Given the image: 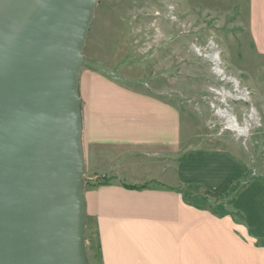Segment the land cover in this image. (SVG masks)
Listing matches in <instances>:
<instances>
[{"label":"crops","instance_id":"0c3cea01","mask_svg":"<svg viewBox=\"0 0 264 264\" xmlns=\"http://www.w3.org/2000/svg\"><path fill=\"white\" fill-rule=\"evenodd\" d=\"M244 12L254 49L264 56V0H244ZM79 93L86 169L93 181L103 180L84 195L86 222L96 230V264H264L262 192L250 186L237 201L242 233L230 217L190 206L177 190H221L237 177L233 157L181 155L179 113L160 98L97 76L83 86L80 79ZM173 154L179 156L174 168Z\"/></svg>","mask_w":264,"mask_h":264},{"label":"rangeland","instance_id":"374dc122","mask_svg":"<svg viewBox=\"0 0 264 264\" xmlns=\"http://www.w3.org/2000/svg\"><path fill=\"white\" fill-rule=\"evenodd\" d=\"M244 14V0H96L80 73L82 86L97 76L175 107L181 155L233 157L237 177L222 194L209 196L198 186L177 190L190 206L230 217L240 232L246 228L239 197L250 186L264 195V56L254 49ZM218 110L238 126L253 110L246 136L232 131ZM178 159L171 156L173 168ZM87 170L85 189L103 182ZM85 246L89 264H96L92 222H86Z\"/></svg>","mask_w":264,"mask_h":264},{"label":"water","instance_id":"95a60500","mask_svg":"<svg viewBox=\"0 0 264 264\" xmlns=\"http://www.w3.org/2000/svg\"><path fill=\"white\" fill-rule=\"evenodd\" d=\"M96 0H0V264H89L83 50Z\"/></svg>","mask_w":264,"mask_h":264},{"label":"bare ground","instance_id":"6f19581e","mask_svg":"<svg viewBox=\"0 0 264 264\" xmlns=\"http://www.w3.org/2000/svg\"><path fill=\"white\" fill-rule=\"evenodd\" d=\"M198 52V51H197ZM202 55V54H201ZM207 56V55H206ZM205 57V55H204ZM209 57V56H208ZM212 57V56H210ZM217 57V56H216ZM219 59V58H218ZM215 60V59H214ZM216 63H218L216 61ZM217 68V67H216ZM221 71V70H220ZM217 93V92H216ZM219 96H221L222 98L223 97H228L229 94L227 93H223L222 92V95H221V92L219 93ZM237 98V97H236ZM224 99V98H223ZM223 102V100L221 101ZM217 115H220V117H222V119H226V121L229 123V127L231 128L232 131L236 132L238 136H243L245 137L246 136V133L248 132L249 130V127H250V124L252 122V120L254 119V113H253V110L249 112V115H247V120L245 121V124H243V126H238L237 124H234L235 123V120L226 112V110L224 111H217ZM235 118V117H234ZM237 125V126H236Z\"/></svg>","mask_w":264,"mask_h":264},{"label":"trees","instance_id":"16d2710c","mask_svg":"<svg viewBox=\"0 0 264 264\" xmlns=\"http://www.w3.org/2000/svg\"><path fill=\"white\" fill-rule=\"evenodd\" d=\"M229 184V183H228ZM228 184H226L221 190L217 191V192H214V193H211V192H206L209 196H218L220 194H222L223 192L226 191L227 187H228Z\"/></svg>","mask_w":264,"mask_h":264},{"label":"built area","instance_id":"2783aa9c","mask_svg":"<svg viewBox=\"0 0 264 264\" xmlns=\"http://www.w3.org/2000/svg\"><path fill=\"white\" fill-rule=\"evenodd\" d=\"M195 52H196V50H195ZM215 64H216L217 67L220 65L219 63H215ZM219 74H222V73L219 71ZM233 89H234V91L237 90L236 84L233 85ZM223 93H227L228 94V92H223ZM218 111H223V110H218Z\"/></svg>","mask_w":264,"mask_h":264}]
</instances>
